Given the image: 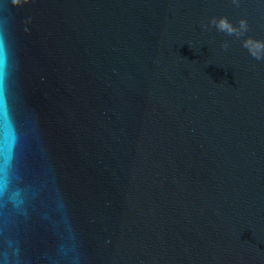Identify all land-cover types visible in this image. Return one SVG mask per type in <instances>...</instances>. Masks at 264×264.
I'll use <instances>...</instances> for the list:
<instances>
[{"label": "water", "instance_id": "1", "mask_svg": "<svg viewBox=\"0 0 264 264\" xmlns=\"http://www.w3.org/2000/svg\"><path fill=\"white\" fill-rule=\"evenodd\" d=\"M0 264H264V0H0Z\"/></svg>", "mask_w": 264, "mask_h": 264}, {"label": "snow or ice", "instance_id": "2", "mask_svg": "<svg viewBox=\"0 0 264 264\" xmlns=\"http://www.w3.org/2000/svg\"><path fill=\"white\" fill-rule=\"evenodd\" d=\"M6 56L3 46V39L0 37V97H2L4 93V66H5ZM0 156H4V145L3 142L0 141ZM4 167L0 165V173L3 172ZM4 184L2 180H0V195L3 194Z\"/></svg>", "mask_w": 264, "mask_h": 264}]
</instances>
